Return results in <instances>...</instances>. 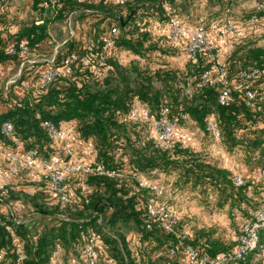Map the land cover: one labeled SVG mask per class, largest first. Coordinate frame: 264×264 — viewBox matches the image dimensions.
I'll return each instance as SVG.
<instances>
[{"label": "trees", "instance_id": "1", "mask_svg": "<svg viewBox=\"0 0 264 264\" xmlns=\"http://www.w3.org/2000/svg\"><path fill=\"white\" fill-rule=\"evenodd\" d=\"M235 1L199 0L194 6L197 21L183 20L186 24L214 25L217 33L234 41V49L223 62L232 94L226 104L218 101L219 82L198 85L210 66L207 57L200 56L197 63L187 58L182 66L170 59L180 54L182 45L162 31L169 19L166 6H171L177 17L185 13L191 18L184 11V3L178 0H56L54 5L34 0L37 18L10 34L13 39L7 40L0 32V63H19L22 54H26L21 51L20 43L29 47L27 52L39 51L50 36L52 23L79 13L81 21L88 24L89 37L72 52L90 57L88 63L75 64L73 73L57 75L44 86L41 75L50 66L29 76L25 74L27 69H23L18 79L21 90L9 88L0 92V101L7 105L0 111V147L21 157L28 150L37 149L43 158L68 159L63 141L53 140L48 133L44 121L50 120L57 126L74 128L75 141L82 147L75 150L78 156L86 159L85 149L92 148L97 151L93 162L123 172V176L68 173L64 182L70 202L61 204L46 181L37 180L35 172L20 160V171L10 178L6 187L0 188V204L8 208L6 212L0 209V253L4 261L71 264L78 257L81 264H86L81 259L82 251L88 232L94 231L103 233L104 247L99 250L98 264H167L168 261L178 264L185 257L182 250L174 259L157 256L159 249L175 244L176 239L148 214V206L155 202L156 195L141 187L131 173L150 176L153 171L156 172L153 179L160 185L156 175L161 173L170 180L173 193H191L204 203V208L225 213L233 227L232 232L221 225L202 223L196 215L183 211L179 200L169 197L177 214V226L188 231L185 242L198 246L211 257L233 251L241 226L252 222L256 210L264 203V95L254 107L246 104L244 96L246 84L264 87V73L254 80L242 76L245 69L264 68V43L254 34L264 26V0H257L254 9L237 18ZM251 17L254 22L250 21ZM155 23L160 26L158 32L153 30ZM228 23H238L240 31L226 33ZM113 28H117L116 33ZM105 37H111L114 44L107 46ZM9 42L15 44L16 52L8 50ZM123 54L131 56V60L124 62ZM52 61L55 64V59ZM101 61L111 66L105 77L93 71ZM24 81L28 82L27 89ZM163 105L170 108L177 127V137L168 149L160 146L153 127ZM133 112L138 114L136 118ZM146 114L151 120L144 117ZM211 119L218 122L219 138L207 129ZM7 121L13 125L11 135L3 130ZM189 123L203 136L219 140L229 153H238L252 178L244 177L237 184V172L184 140L181 129ZM28 173L34 174V179L25 184H34L33 190L12 182L14 176ZM21 200L31 206L33 215L51 222L32 232L30 221L11 207ZM15 218L20 223L15 224L16 235H13L5 224H14ZM130 222L136 228L125 233L124 226ZM18 243L24 252L21 258ZM57 244L61 254L53 261L51 256ZM262 244L264 227L260 230L258 246L237 263L227 264H264L259 255Z\"/></svg>", "mask_w": 264, "mask_h": 264}, {"label": "built area", "instance_id": "2", "mask_svg": "<svg viewBox=\"0 0 264 264\" xmlns=\"http://www.w3.org/2000/svg\"><path fill=\"white\" fill-rule=\"evenodd\" d=\"M118 1L124 2L125 0ZM55 2L56 0H43L44 5L50 3L54 5ZM166 9L169 16L167 21L168 36L173 41L181 43L183 51L192 62L197 63L200 56L207 57L210 62L209 68L202 74V78L198 85L201 86L205 82H219L221 84V90L218 96V101L221 104L228 103L232 99L230 82L224 63L219 61V52L210 41L209 35L213 27L204 24H186L173 13L171 6L167 5ZM254 20L253 17L250 18L251 22H254ZM240 29L241 26L234 23H228L225 26L226 33H238ZM116 32L117 28H113V33ZM104 40L107 46H112L114 44L111 37H105ZM7 47L10 52H16L14 43H9ZM20 48L23 53L29 50V47L25 43H20ZM89 61L90 57L88 54L80 55L77 52H71L63 59L62 64L59 67H49L42 73V86L47 85L57 75L73 73L75 64L88 63ZM110 69V65L101 61L98 66H94L93 71L101 77H105ZM263 73L264 68L255 66L243 70L242 76L246 79L254 80ZM263 95L264 87H253L250 84L244 86L245 102L248 106L254 107L256 102ZM132 116L136 118L138 114L133 112ZM144 117L147 120H151L152 118L149 114H146ZM44 124L53 140L63 141L69 158L66 160L61 158H43L39 155L37 149H30L21 157L17 152L7 151L0 147V152H2L9 160V164L6 166L0 164V188L6 187L10 178L20 171V160L26 167L35 172L37 180L43 178L46 181L48 188L57 196L61 204H67L70 202V195L66 192L64 182L65 176L68 173L83 171L88 173L97 172L99 174L123 176V172L120 170L106 168L99 162H93V159L97 155V151L92 148L85 149L84 155L86 156V159H84L85 157L78 156L73 147L76 135L73 127L69 125L57 126L50 120H45ZM153 127L160 146L163 149L170 148L177 137V127L170 116V108L168 106H161ZM207 129L216 138L220 137L221 131L216 120H209L207 123ZM3 130L11 135L13 134V125L9 121L4 122ZM131 173L137 178L141 187L151 190L156 195L155 202L148 206V214L156 219L160 226L165 230L171 232L176 239L175 244L168 246L167 248L159 249L157 251V256L166 255L170 259H174L182 250L185 257L182 256V258L179 259L178 264H227L230 261L237 263V261L245 258L258 246L260 230L264 227V203L256 210L254 220L241 226L240 232L235 238L236 246L233 251L227 254H220L217 257H211L207 254H203L198 246L185 242V238L188 237V231L177 226L178 218L175 207L170 198L163 194L160 184L153 179L156 172H151L150 176H138L136 172ZM235 182L237 184L243 182V179L239 174L235 176ZM0 221H2L1 217ZM19 223L20 219L15 218L14 224L6 223L5 227L11 234L16 235L15 224ZM14 240L17 242L18 239L15 238ZM56 246L57 249L51 256L53 261L58 260L61 254L59 244ZM101 247H104L103 233L94 231L88 232L81 259H85L86 264H98L99 250ZM18 250L19 257H23L24 252L20 243H18ZM259 255L264 260V244L261 245ZM81 262L82 260H80V258L75 257L71 261V264H81ZM0 264H11L9 261H4L2 253H0ZM167 264H171V261H168Z\"/></svg>", "mask_w": 264, "mask_h": 264}, {"label": "rangeland", "instance_id": "3", "mask_svg": "<svg viewBox=\"0 0 264 264\" xmlns=\"http://www.w3.org/2000/svg\"><path fill=\"white\" fill-rule=\"evenodd\" d=\"M235 2L236 3H235V8H234V15L237 18L241 14L244 15L246 11L254 9V6H255L254 4L257 3V0H236ZM238 6L241 8L240 10L242 11L238 10ZM78 14L79 13L74 12L71 14V16L62 18L52 23L51 28H50L51 34L48 40L43 44L41 49L38 51L41 55L37 56L38 57L37 59L38 61L36 62L37 66L32 67L34 68V71L36 69H43V68L45 69L49 66L59 67L60 66L58 64L59 61H61L63 58L69 55L76 48H78L79 45L85 44L84 42L88 41V37H89L88 24L86 21L82 22L81 19L78 17ZM263 27L264 26L261 27L262 30H264ZM261 29L257 31V33H254V34L257 35V38H259L260 42L264 43V37H262L264 34V31H262ZM153 30L156 32L160 31V26L154 27ZM70 42H71V45H70ZM130 58L131 56H128L127 54H123L122 60L124 62L125 61L128 62L129 60H131ZM47 59H49L50 61L48 63L49 65H47ZM54 59H55V64H53V61H52ZM171 60H175V59H171ZM175 61L179 62L178 58ZM20 63L21 62L18 63V62L13 61V63L10 62V63L0 65V92L3 91L5 86H7V84H9L8 87L10 89L19 91L20 83H18V79L20 78L21 74H23L22 73L24 71L23 69L27 67L26 64L24 63L22 72L18 74L19 72L18 68H20L19 66ZM35 72L32 74H35ZM189 88L190 86L187 89ZM182 129H181V134L184 140L188 141L190 144L195 145L196 147L204 149L208 154H213L214 158L218 156L217 152L220 154V151L226 150L219 140L217 139L214 140V139H211L210 137L203 136L202 132H200L196 128V126L192 125L191 123L186 124L184 128ZM214 152H216V155L214 154ZM226 152L230 156H232L233 159L236 161V164H233V167H234V170H236L237 174H239L242 177V179L244 177L246 179L252 178L250 177L251 174L248 172V167H246L243 164L242 159L238 157L240 155H238V153H235V154L229 153L227 150ZM216 159L219 161L220 157L218 156L216 157ZM8 163H9V160L5 157V155L2 152H0V164L7 165ZM221 164H224V162H221ZM161 176L156 175V178L160 179L162 178ZM163 179H164L163 185H162L163 194H169V196L172 194L171 198L175 200L176 199L179 200V206L183 211L185 212L187 211L188 213L190 212L191 214L196 215L202 223L217 224V225L224 226L227 230L228 229H231V231L233 230V227H231L230 221L225 213L221 211L215 212L213 208L212 209H207L206 207L204 208L203 207L204 203L202 204L199 198H195L189 192H184L180 195L173 193L172 190L169 187H167L169 184L168 179L165 176L163 177ZM11 207H13L17 211V213L22 218H24V220L30 221L32 232H35L36 229L42 224L51 222L48 219H42L41 217L33 215L31 206L23 200L13 203ZM135 228L136 226L134 225V223L130 222L129 224L124 226L123 231L125 233H128L129 231Z\"/></svg>", "mask_w": 264, "mask_h": 264}, {"label": "crops", "instance_id": "4", "mask_svg": "<svg viewBox=\"0 0 264 264\" xmlns=\"http://www.w3.org/2000/svg\"><path fill=\"white\" fill-rule=\"evenodd\" d=\"M198 1L199 0H188L189 3H187V1L185 2L183 0H178V3H180V4L184 3V5L186 6L184 8V11L188 12L189 15L191 16V18H187V16H186L187 14L183 13V15L179 17L182 21L185 20V18L188 20L191 19L194 22L197 21V18L195 15L196 11L194 12V6H196L198 4ZM256 4L257 3H255L254 5H256ZM239 6H238V10L242 11V10H240L241 8ZM172 10H173V8H172ZM196 10H197V8H196ZM37 14H38V12H37L36 8L34 7V0H0V32L2 34V37L6 38L7 40L13 39L9 35L16 33L24 23L30 21L31 19H33L35 17L37 18L38 17ZM238 23H241V21H238ZM238 23H236V24H238ZM155 24L156 25L154 27L157 26V23H155ZM210 26L213 27L210 31V35H209L210 39L217 46V49L219 52V61L224 62V61H226L227 57L230 55L231 51L234 49V43H233L234 41L229 40L228 36H226L225 34L217 33L214 25H210ZM162 29H163L162 31L166 35H168L167 24ZM50 34H51V32H50ZM9 43H12V42H9ZM182 50H183V48H182ZM182 50H181L180 54L177 55L179 57L172 55L170 58V59H175V60L178 58L179 62H176L175 60H173L174 62H172L177 66H182L184 63L183 61H185L188 58L187 55L185 54V52ZM39 55H41V54L38 51L37 52H35V51L26 52V54H22L23 60L19 64L20 68H18L19 69L18 74L20 72H22V68L24 67V63L27 66L26 67L27 71L25 73L26 75L32 74L35 71L39 70V69H36L34 71V68H32L34 66H37L36 65L37 64L36 62L38 61L37 56H39ZM11 62L13 63V61H11ZM49 62H50L49 59H47V65H49L48 64ZM6 63H10V62L0 63V65L6 64ZM28 65H30V66H28ZM27 83H28L27 81H24L26 89L28 88ZM8 86H9V84H7V86H5L3 91H6V89L9 88ZM19 90H21V89H19ZM6 108H7L6 103L0 101V111H4ZM73 147L75 150H79V151L82 148L81 144L78 143L77 141H75L73 143ZM214 154L216 155V152H214ZM217 155L220 157V159H219L220 163L224 162L223 165L228 166L231 170L236 172V170H234V167H233V164H236V161L233 159L232 156H230L226 152V150L220 151V154L217 152ZM211 156H213V154H211ZM218 156H216V157H218ZM216 157H215V159H216ZM158 175L159 176L162 175L161 176L162 178H160V183H161L160 186H162L163 181H164V179H163L164 175L161 173ZM33 179H34V174H31V173L30 174L28 173L26 175L19 174L17 176H14V178H12V182L15 185H18V187L23 186L26 189H29V190L32 189L33 190L35 187L34 184H32V185L31 184L30 185L25 184L26 181H30ZM167 187H170V182H169ZM161 188L163 189V187H161ZM170 194H171V192H170ZM165 195L167 197H171L172 194L170 196H169V194H165ZM0 209L4 212H6L8 210L7 206H5L3 204H0Z\"/></svg>", "mask_w": 264, "mask_h": 264}]
</instances>
